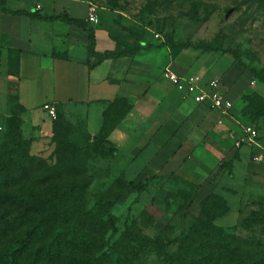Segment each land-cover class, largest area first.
Wrapping results in <instances>:
<instances>
[{"label":"rangeland","instance_id":"rangeland-1","mask_svg":"<svg viewBox=\"0 0 264 264\" xmlns=\"http://www.w3.org/2000/svg\"><path fill=\"white\" fill-rule=\"evenodd\" d=\"M39 1L44 5L48 15L57 14L65 5L58 3L54 8L49 6L47 0H15L21 8L29 7V10L35 12H38ZM67 1L73 5L84 4V20L87 21L88 9L93 5L98 17V23L94 25L107 31L117 44L116 49L119 52L130 51L135 46H139L141 51L138 54L143 53L141 55L143 61H157V64L162 65L164 60L173 57L180 64L190 65L194 73L204 72L211 75V72L219 67L220 73H217L216 78L223 83L227 95L232 92L230 100L233 102V107L228 112L213 111H217L223 117L233 118L242 127L243 132L246 128L255 130V143L258 142L264 147V121L257 118L264 105V87L252 74L254 71L264 77V0ZM84 5H80L79 8L82 7L83 10ZM64 13L66 12L61 11L59 15ZM71 15L78 17L79 13L73 11ZM169 40L193 47L211 46L215 51L203 53L190 48L175 56L166 46ZM235 56L243 65L237 62ZM93 61L87 60V63ZM153 72L156 76L165 79V69L156 65ZM10 74L15 76V70ZM10 87L11 93L7 98L8 113L0 120V138L6 135L10 120L17 116L21 120L23 115L16 105L18 103L14 94L16 87L14 81ZM28 88L25 94L26 105L31 106L34 101L39 104L44 99V95L41 92L38 94L33 92L34 97L31 88ZM241 90L246 94L249 93L250 96L235 98L236 92L239 93ZM118 99L109 104L112 122L123 115L122 110H117ZM45 119L49 120V125L43 128L42 133L40 130L35 134L26 128L22 129L21 126L24 140L36 146V153L30 151V154L55 166L59 164L65 149L74 151L76 154L72 167L65 161L60 168H72L76 172H82L83 178L78 183L86 187L87 210L93 211L99 201L114 202L109 215L113 219L114 228L118 231L117 235L113 236L112 229L106 225L96 234V239L102 241L100 252L110 255L113 250L106 259L107 264H117V261L119 264H130L125 261L126 255L131 252L126 240L129 230L135 234V247L144 253L137 264H161L164 259L174 257L181 242L193 235L191 233L195 228V218L188 209L191 198L196 195L195 186L175 175V165L171 167L168 165L158 175L145 176L142 162L138 159L132 160L127 152L118 151L109 140L111 145L106 142L101 145L99 142L94 143V137L92 138L86 129L87 113L76 104H59L56 106L55 115L47 114ZM26 120L27 118L24 125ZM56 122L65 125L58 129L62 141V150L58 154H56V144L52 140ZM35 128L36 126L34 130ZM255 147L258 153L263 152V148ZM248 196L246 202H252L253 206L249 204L243 215L251 216L259 213V204H262L264 211L262 195H255L251 189L247 192ZM204 203V214L207 218L202 214L203 205L199 218L211 220L222 210L220 202L213 196L208 197ZM234 204V202L231 204L230 213L222 219L227 224L236 221L234 208L236 204ZM101 218L103 222L106 220L105 217ZM133 222L136 223L134 228ZM239 225L240 223L224 229H233ZM246 225L248 230H237V235L242 237L258 235L263 228L259 223L254 226ZM228 233L232 234V232Z\"/></svg>","mask_w":264,"mask_h":264},{"label":"crops","instance_id":"crops-1","mask_svg":"<svg viewBox=\"0 0 264 264\" xmlns=\"http://www.w3.org/2000/svg\"><path fill=\"white\" fill-rule=\"evenodd\" d=\"M47 2L54 8L58 3H65L61 11L70 18L84 19V4L73 5L67 0ZM80 5H84L83 10ZM37 6L41 15H48L40 1ZM6 8L14 12H35L29 7L21 8L15 0H6ZM61 11L48 16H57ZM73 11L79 13L78 17L71 15ZM94 24L90 26L95 31L96 51H114L117 44L107 31ZM87 45V34L74 25L60 21L47 23L0 11V120L7 116V98L13 81L17 103L23 109L22 129L35 134L40 130L42 133L49 125L45 116L50 114L44 106L56 111L59 104H76L85 109L87 132L95 138L109 104L116 98L128 99L132 104L130 112L108 138L116 149L127 152L132 160L141 161L145 176L158 175L168 165H175V175L195 186L196 195L191 198L188 209L193 218L201 217V206L211 195L220 197L228 206V212L217 218L215 225L233 227L247 218L243 213L249 204L253 206L252 202H246L247 192L252 189L264 200V147L255 140L251 142L233 118L197 104L168 78L153 72L157 65L184 80L199 78L203 86L217 80L226 93L223 83L216 78L220 68L211 75L194 73L190 65L180 64L173 57L159 65L157 61L141 60L143 53H137L134 57L105 61L90 70ZM9 50L20 53L15 76L10 74L15 69L9 64ZM55 54L66 55L67 59H56ZM28 87L32 95L40 92L44 95L39 104L34 101L33 105H26ZM243 93V90L236 92L235 98ZM231 95L232 92L226 93L229 100ZM255 146L263 148V152L258 153ZM35 147L33 143V154ZM233 202L236 221L227 224L222 219L230 213Z\"/></svg>","mask_w":264,"mask_h":264},{"label":"trees","instance_id":"trees-1","mask_svg":"<svg viewBox=\"0 0 264 264\" xmlns=\"http://www.w3.org/2000/svg\"><path fill=\"white\" fill-rule=\"evenodd\" d=\"M0 11L47 23L60 21L81 28L88 37L87 58L94 60L87 65L90 70L105 61L134 57L141 51L139 46H135L130 51L119 52L115 49L97 52L95 31L90 23L84 19L70 18L66 13L48 16L39 12H14L6 8V0H0ZM166 46L175 56L190 48L203 53L215 51L211 46L193 47L189 44H176L173 40H169ZM54 57L67 59L66 55L55 54ZM19 58V51L9 50V64L11 69H15V73L19 68ZM235 59L242 64L237 56ZM252 74L264 87V77L254 71ZM248 96L249 93L245 92L242 98ZM117 102V110H122L123 115L112 122L109 107L104 112V123L94 138V143L99 142L101 145L106 142L111 145L108 141L109 135L130 112L132 105L128 99L119 98ZM16 105L23 113L22 108ZM257 118L264 121V105ZM54 125L52 140L58 154L62 150L58 129L65 125L60 122ZM21 126L19 116L11 119L6 135L0 138V264H107L106 259L113 250L110 255L100 252L102 241L96 239V234L106 225L112 229L113 236L117 235L118 231L109 215L114 202L99 201L93 211L87 210L86 187L78 183L83 178L82 172H76L72 168H60L65 161L72 167L76 153L70 150L71 154L65 149L59 164L51 166L44 159L30 154L31 144L24 140ZM211 196L220 202L221 212L211 220L195 218V228L191 233L193 235L181 242L174 257L164 259L161 264H264L262 204H259V213L243 219L238 227L225 230L215 225L214 221L228 212V206L220 197ZM204 205L202 214L205 216ZM101 217L106 218L105 223ZM258 223L263 227L258 235H237V230H248L246 224L254 226ZM135 226L136 223L133 222L132 227ZM126 240L131 252L126 255L125 261L130 264L139 263L144 253L135 247V234L129 230Z\"/></svg>","mask_w":264,"mask_h":264},{"label":"built area","instance_id":"built-area-1","mask_svg":"<svg viewBox=\"0 0 264 264\" xmlns=\"http://www.w3.org/2000/svg\"><path fill=\"white\" fill-rule=\"evenodd\" d=\"M88 22L98 23L96 8L93 5L89 8ZM165 77L168 78L180 91L190 95L197 104L205 105L211 110H221L224 112L230 111L233 107V102L227 98L225 91L222 89V84L217 80L203 86L201 85L199 78L184 80L170 72H166ZM44 109L49 111L51 116L55 115L54 108L44 106ZM244 131L251 142L255 140V130L252 128H246Z\"/></svg>","mask_w":264,"mask_h":264}]
</instances>
